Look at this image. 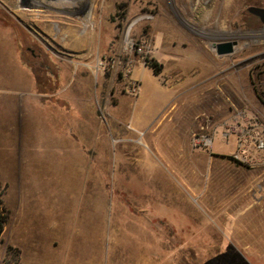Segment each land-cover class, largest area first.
Returning a JSON list of instances; mask_svg holds the SVG:
<instances>
[{
	"label": "rangeland",
	"instance_id": "obj_1",
	"mask_svg": "<svg viewBox=\"0 0 264 264\" xmlns=\"http://www.w3.org/2000/svg\"><path fill=\"white\" fill-rule=\"evenodd\" d=\"M250 7L264 9V0H0V25L14 28L24 45L17 62L32 70L37 87L32 120L49 122L31 135L47 133L46 153L18 144L7 153L0 143V201L8 214L0 242L23 239L31 253L63 241L81 264H264V165L236 163L220 155L226 148L203 150L195 141L222 133L236 112L264 125V25ZM55 8L70 22L64 30L47 21ZM137 18L131 34L146 46L130 77L139 100L155 99L149 81L201 82L189 90L192 97L203 92V117L188 121L190 154L170 147L169 128L134 131L129 116L139 94H127L118 76L94 71L120 54ZM51 26L53 34L45 30ZM226 42L236 44L233 53L218 56L215 45ZM8 65L0 54L2 74ZM45 86L54 94L50 113L40 96ZM1 107L17 118L16 106ZM184 161L195 167L183 168ZM24 222L33 228L25 239L12 232ZM20 253L12 248L5 261Z\"/></svg>",
	"mask_w": 264,
	"mask_h": 264
},
{
	"label": "crops",
	"instance_id": "obj_2",
	"mask_svg": "<svg viewBox=\"0 0 264 264\" xmlns=\"http://www.w3.org/2000/svg\"><path fill=\"white\" fill-rule=\"evenodd\" d=\"M46 16L47 21H50L51 24L54 23L52 26L62 25L63 30L65 22L70 23L65 18L62 9L55 8ZM2 24L3 26L0 25V47L2 49L0 54L2 57L6 58V61L9 65L3 74L0 72V81H2L0 82V143H2L3 146L6 145L5 149H2L1 151L7 153L15 152L16 149L14 147L16 144H18L19 147L17 150L19 151L33 153L31 150L38 147L42 152L46 153L49 151L47 133H37V138H31V135L33 134L32 130L36 129L37 123H34L32 120L30 108L33 103H36V97L38 94L36 91L37 87L32 80V70L28 67L26 69L22 68L17 62L20 59L19 53H21V49H24V45L17 43V34L14 28H12V25H8L6 23ZM52 26L50 28H44L53 34L54 31L51 32ZM52 37V40L59 42L61 45L64 44L65 39L62 37L58 38L55 35ZM76 41V45H78L77 43H79V39H76ZM74 45L75 44H73V46ZM45 50L47 49L45 48ZM73 71L74 69L72 72ZM59 73L61 76H63V70L55 72V75ZM146 81L148 82L149 80ZM149 83L151 86L149 90L152 91L151 93H153V95H155V99H151V101L139 100L141 94V91H139V95L135 99L134 107L129 116L131 125L134 124V126H136L134 131L142 130L146 132L147 129L151 127L152 130L150 131L158 130L160 132L161 130L159 129L169 128L173 130V132L168 135V144L170 147L173 146L178 153L190 154L192 152L189 148V135L191 130H187V128H190L189 125H191V123L189 124L188 121H195L197 118L203 117V92L198 93V95L194 94L196 96L192 97L191 94H189V90L193 86L201 84V82L192 83L186 80H178L168 82L169 85L165 87L154 81H149ZM57 90L59 91V94H63L64 88L61 86ZM52 92L53 91L49 86H45V90L40 92V96L42 95V97L45 99L43 107L49 113L50 106L53 107L55 105L50 99L53 98L54 95ZM74 93L77 92H73V94ZM139 101L140 103H138ZM1 104H4L6 107L8 106V110L9 107L11 109V106H16L18 110L17 118L10 116L9 119L8 116L4 115ZM139 104H141L142 109L146 111V114L143 112V110L141 111L140 108H138ZM29 119H31L33 122L32 127H28L26 124V121ZM43 124H39V129L41 130L43 127H45V130L48 129L49 122L47 119H45ZM14 127L18 128L19 130L15 133V135L11 132V129H14ZM3 129L5 131H3ZM9 129L10 133L8 132ZM131 129L133 130V128ZM28 131L30 132L29 135L27 134ZM214 135V137H218L220 142H215L214 144V138L212 150H223L224 147L228 151L226 154L222 153L220 155H232L234 151V140L230 138L228 141H224L221 137V132L218 129L215 130ZM68 147H70V145H68ZM72 149L73 146L69 148L70 151H72ZM212 152L216 153V151ZM194 167L195 164L193 161L183 162V168L190 169ZM58 222L55 225L52 223V225L55 227V231L58 228ZM37 223L39 225V221H37ZM29 224L27 225L24 222L21 223L20 226H13L12 232L15 234L17 233L18 237L20 236L21 238L25 239L33 230L32 226ZM5 231L6 225L0 238L4 236ZM57 233L58 232H55V237L57 236ZM23 241L24 240L22 239L21 243H19L13 241L9 237L6 242H0V264H81L79 252L76 250L75 252L78 253H72V247L74 246H72L69 250V248L64 247L63 241L56 245L51 242V247L48 244V249L50 252H48L46 248L45 252H39V245H41L39 244V247L34 252L31 251V253H29V250L24 246V243L29 244L30 242ZM8 247L20 250V258L16 262L10 260L5 262L6 250ZM58 251L62 252L59 254Z\"/></svg>",
	"mask_w": 264,
	"mask_h": 264
},
{
	"label": "built area",
	"instance_id": "obj_3",
	"mask_svg": "<svg viewBox=\"0 0 264 264\" xmlns=\"http://www.w3.org/2000/svg\"><path fill=\"white\" fill-rule=\"evenodd\" d=\"M134 25L136 23L132 21L123 34L120 54L98 61L94 67L95 73L109 72L118 76L124 81L127 94L133 97L139 94L140 85L130 77V72L134 67V58L142 57L146 46L145 42H136L132 37L131 30ZM221 136L225 141L230 138L234 140V151L231 155L234 162L248 166L264 165V125L236 112L224 124ZM213 139V134L203 133L195 141L203 150H209Z\"/></svg>",
	"mask_w": 264,
	"mask_h": 264
},
{
	"label": "water",
	"instance_id": "obj_4",
	"mask_svg": "<svg viewBox=\"0 0 264 264\" xmlns=\"http://www.w3.org/2000/svg\"><path fill=\"white\" fill-rule=\"evenodd\" d=\"M248 13L254 17H257L259 21L264 25V9H259L255 7H250ZM234 42H226L215 45L216 54L218 56H226L233 53V48L235 47Z\"/></svg>",
	"mask_w": 264,
	"mask_h": 264
},
{
	"label": "trees",
	"instance_id": "obj_5",
	"mask_svg": "<svg viewBox=\"0 0 264 264\" xmlns=\"http://www.w3.org/2000/svg\"><path fill=\"white\" fill-rule=\"evenodd\" d=\"M155 75H158V71H154ZM8 221V214L5 212V210L2 207V203L0 201V236L2 235L5 225L7 224ZM12 251V248L8 247L6 250V256H7V252ZM14 251V250H13ZM8 262V261H5Z\"/></svg>",
	"mask_w": 264,
	"mask_h": 264
},
{
	"label": "bare ground",
	"instance_id": "obj_6",
	"mask_svg": "<svg viewBox=\"0 0 264 264\" xmlns=\"http://www.w3.org/2000/svg\"><path fill=\"white\" fill-rule=\"evenodd\" d=\"M227 2H229V1H227ZM226 2V3H227ZM61 4H70V0H61ZM65 8V7H64ZM204 18H205V20H208L209 18H211L210 17V12L208 13H205L204 14ZM136 20H138V21H135V23H138L139 21H140V18H137ZM152 22L154 21V19L153 20H151ZM203 22H204V20H203ZM36 162V161H35ZM39 162V161H38ZM45 165V164H44ZM53 170H55V169H53ZM53 172V171H52Z\"/></svg>",
	"mask_w": 264,
	"mask_h": 264
}]
</instances>
